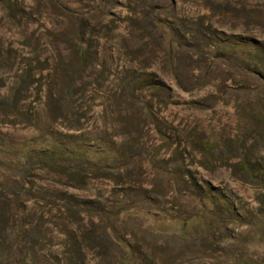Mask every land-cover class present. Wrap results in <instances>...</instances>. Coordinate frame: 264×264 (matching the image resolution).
Returning <instances> with one entry per match:
<instances>
[{
    "label": "rangeland",
    "instance_id": "obj_1",
    "mask_svg": "<svg viewBox=\"0 0 264 264\" xmlns=\"http://www.w3.org/2000/svg\"><path fill=\"white\" fill-rule=\"evenodd\" d=\"M261 2L0 0V264H264Z\"/></svg>",
    "mask_w": 264,
    "mask_h": 264
},
{
    "label": "trees",
    "instance_id": "obj_2",
    "mask_svg": "<svg viewBox=\"0 0 264 264\" xmlns=\"http://www.w3.org/2000/svg\"><path fill=\"white\" fill-rule=\"evenodd\" d=\"M261 3H263V4H261V6L264 7V0ZM256 7H257V5H256ZM237 61H240V63L238 65L241 67L242 71L246 70V72L249 74L259 73V74H262L263 78H264V70L260 66L261 65L260 62H258L256 60L251 61V60H248L246 58H237ZM158 217H160V216H158ZM198 217H199V215L196 214V215L192 216L191 218L184 220L180 216H177V214H175V215H173V217L170 218V220L181 222L180 228L182 229V231L184 233H186L188 231L187 229H189L188 224Z\"/></svg>",
    "mask_w": 264,
    "mask_h": 264
}]
</instances>
